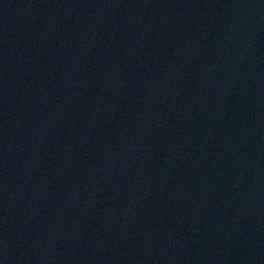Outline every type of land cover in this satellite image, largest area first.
Wrapping results in <instances>:
<instances>
[{"label": "water", "instance_id": "1", "mask_svg": "<svg viewBox=\"0 0 264 264\" xmlns=\"http://www.w3.org/2000/svg\"><path fill=\"white\" fill-rule=\"evenodd\" d=\"M226 264H264V0H88Z\"/></svg>", "mask_w": 264, "mask_h": 264}]
</instances>
